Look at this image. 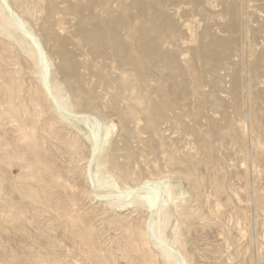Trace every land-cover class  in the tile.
<instances>
[{
	"label": "rangeland",
	"instance_id": "obj_1",
	"mask_svg": "<svg viewBox=\"0 0 264 264\" xmlns=\"http://www.w3.org/2000/svg\"><path fill=\"white\" fill-rule=\"evenodd\" d=\"M0 10V264H264V0Z\"/></svg>",
	"mask_w": 264,
	"mask_h": 264
},
{
	"label": "bare ground",
	"instance_id": "obj_2",
	"mask_svg": "<svg viewBox=\"0 0 264 264\" xmlns=\"http://www.w3.org/2000/svg\"><path fill=\"white\" fill-rule=\"evenodd\" d=\"M1 11V10H0ZM113 124H111V126H112ZM115 126V125H114ZM24 129H25V127L24 126H20L19 127V131H21V133H22V135H23V133H24ZM29 130V129H28ZM77 130V129H76ZM29 132V131H28ZM110 132H112V130L111 131H109L108 129L106 130V132H105V134H104V136H103V139L106 141V139H107V137H108V135H111V133ZM32 133H33V131H32ZM84 133V132H83ZM110 133V134H109ZM25 134V133H24ZM27 136V135H26ZM110 137V136H109ZM22 138V137H21ZM28 138V137H27ZM25 140V139H24ZM27 140V139H26ZM25 140V141H26ZM104 141V142H105ZM117 143V142H116ZM106 145H108V144H106ZM114 151V150H113ZM116 154V153H115ZM20 158V157H19ZM21 159V158H20ZM120 165V164H119ZM26 167H30L29 166V164L26 166ZM46 169V168H45ZM119 169H121V167H119ZM118 169V170H119ZM38 174V173H37ZM35 175V174H34ZM32 177V176H31ZM164 179V178H163ZM162 179V180H163ZM148 182V181H147ZM144 185V184H143ZM142 186V185H141ZM182 194V193H181ZM183 195V194H182ZM184 196V195H183ZM139 201V200H138ZM138 201H136L137 202V204L139 205V203L140 202H142V201H139V203H138ZM135 204V203H134ZM130 206V203H126V204H122L121 205V208L122 207H125V206ZM153 205V204H152ZM140 206V205H139ZM151 206V205H150ZM155 207V206H154ZM120 208V209H121ZM81 217V216H80ZM122 226V225H121ZM132 235L135 237V239H134V241L135 242H137V241H139V242H141L143 245H147L146 244V234L144 233V231H142V229H140V228H136V229H134L133 230V232H132ZM150 250V249H149ZM153 259H154V257H153ZM151 263H153V262H151Z\"/></svg>",
	"mask_w": 264,
	"mask_h": 264
}]
</instances>
